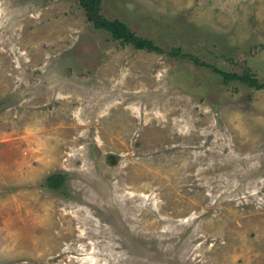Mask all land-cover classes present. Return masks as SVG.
Segmentation results:
<instances>
[{
	"label": "rangeland",
	"instance_id": "1",
	"mask_svg": "<svg viewBox=\"0 0 264 264\" xmlns=\"http://www.w3.org/2000/svg\"><path fill=\"white\" fill-rule=\"evenodd\" d=\"M0 0V264H264V0ZM66 175L53 190L46 178Z\"/></svg>",
	"mask_w": 264,
	"mask_h": 264
},
{
	"label": "trees",
	"instance_id": "2",
	"mask_svg": "<svg viewBox=\"0 0 264 264\" xmlns=\"http://www.w3.org/2000/svg\"><path fill=\"white\" fill-rule=\"evenodd\" d=\"M103 2L104 0H79L80 5L85 11L87 20L96 29L106 31L114 41L118 40L123 44H129L138 49L163 52L162 48L158 46L153 39L138 35L126 22L120 19H110L106 17L102 13ZM170 53L174 56L181 55L184 58H189L197 65L211 67L214 72L222 76L226 83L230 81H240L257 89L264 88V82L249 70L243 73L222 70L194 55L182 53L177 48H174ZM46 184L49 188L60 191L66 185V175L60 171L54 172L46 178Z\"/></svg>",
	"mask_w": 264,
	"mask_h": 264
}]
</instances>
